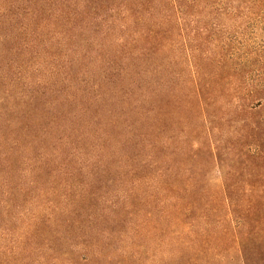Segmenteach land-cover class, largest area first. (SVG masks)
<instances>
[{
  "label": "trees",
  "instance_id": "1",
  "mask_svg": "<svg viewBox=\"0 0 264 264\" xmlns=\"http://www.w3.org/2000/svg\"><path fill=\"white\" fill-rule=\"evenodd\" d=\"M255 20L264 23V0H0V179L11 188L18 165L26 166L21 175L32 180L22 192L29 195L39 191L42 177L87 180L77 198L74 187L81 186L68 184L58 186L64 194L34 198L39 207L51 201L52 226L59 215L74 216L66 221L73 236L54 231L47 237L32 215L17 241L0 247V264H30L35 252L53 250L51 262L46 258L51 264H138L147 248L127 232L139 235L140 226L110 219L107 210L117 205L97 198V185L111 176L130 185L126 200L143 186L152 204L159 201L145 214L144 228L147 236L161 234L160 246L173 250L176 264H259L246 256L231 260L223 247L205 260L206 216L193 215L192 198L175 192L177 184L165 185L168 174L159 166L160 129L167 131L160 116L170 107L182 128L201 129L215 161L225 132L236 143L257 146L256 132L264 127L257 118L264 110V33L253 48L254 32L244 25ZM226 21L240 22L236 42L225 37ZM86 32L90 38L83 39ZM173 51L185 73L176 72ZM160 74L167 78L161 85ZM86 204L93 211L87 217L79 210ZM220 204L228 221L218 238H229L243 255L239 228L246 210L237 216L229 194ZM9 208L7 202L0 222L13 236L18 230L11 228ZM156 215L161 228L151 225ZM50 242L56 250L48 249ZM63 243L72 245L75 262L70 253L55 255Z\"/></svg>",
  "mask_w": 264,
  "mask_h": 264
},
{
  "label": "rangeland",
  "instance_id": "2",
  "mask_svg": "<svg viewBox=\"0 0 264 264\" xmlns=\"http://www.w3.org/2000/svg\"><path fill=\"white\" fill-rule=\"evenodd\" d=\"M226 26L225 37L231 41L236 38L237 27L240 25L239 21H226L222 22ZM249 30L254 32L251 33L252 37L255 36L253 41V48H258L257 43H259L260 37H256L258 34L264 33V23L260 20L245 22ZM86 32L83 39L90 38ZM236 42V39H235ZM85 48L82 45L83 49ZM170 60L176 64L177 73H185L184 66L180 64L182 62L175 51L171 53ZM173 81H177L175 74ZM93 77L97 74L92 75ZM166 76L159 75L160 85L166 80ZM164 93V92H163ZM257 118H264V110L258 112ZM160 121L165 124L167 131L161 127V134L159 137V166L167 172L164 184L167 185L168 182L172 184H177V189L175 192L186 193L192 198L194 202L195 211L193 215L205 214V220L201 226L204 227L205 236L203 242L205 243L204 249V259L211 260L216 258V254L220 253V250H216L215 247H222L226 249L222 251L221 254L228 256L231 260L240 259V256H246L251 260L259 262V264L264 262V127H260L256 132V145L248 148L246 145L236 143L232 140L230 133L225 132L220 140V134H215V141L220 140L219 144L215 145V154L218 156V160L215 161L213 157L209 154V149L207 148V141L201 139V129L197 126L191 129H185L180 126L178 116L176 112L170 107L168 108L167 116H160ZM46 125V122L44 123ZM183 130L184 134L179 137V131ZM226 130V129H224ZM232 132L233 130H229ZM191 132V133H190ZM178 133V134H177ZM234 136V135H233ZM250 151V152H248ZM255 151V152H252ZM185 153V154H184ZM257 154V156H256ZM120 165L116 162L112 165V170H118ZM18 170L15 171L11 177V188L4 187L3 181L0 179V220L3 221L2 214L8 205H11L10 217L12 219L11 228L12 230H18L13 236L5 230L4 222H0V247H5L11 241L16 239V234L22 228L24 223H27L32 215L40 218L39 223L40 228L46 230L47 237L51 238L54 231L65 234V236H73V231L67 230V219L72 221L74 216L69 215H59L57 217L56 225L48 223L51 217L53 205L49 199L44 200L42 206H38V200H34L35 197H44L47 192L56 190L55 196L64 194V188L58 187L61 184H68L69 186H81L74 187L76 194H72V198H77L81 193L85 180L84 176L72 182L70 180L65 181V178L61 177L54 182L48 181L42 177L38 179L39 191L33 192L29 195L26 194L24 189L28 187L29 182L32 180L29 174L21 175L26 166L19 164ZM17 173V174H16ZM113 177L106 178L105 181H101L97 185V198L103 197L105 200H111L114 202L116 207L108 208L107 216L112 219V215L119 216V218H125L126 224H136L140 226L141 232L139 235H134L136 231L129 230L128 235L134 237L147 248V252L143 253L138 261V264H176L172 260L171 248H162L160 246L161 234L152 233L146 235L147 230L144 228L145 224V214L150 210L151 207L156 208L159 201L157 200V205L151 203L149 196L150 191L144 190L143 186H140L137 190L136 195L132 200H126V192L129 191L130 185L117 183ZM72 183V184H71ZM132 188V187H131ZM135 191V190H134ZM224 194H229L238 204V209L236 215L246 210V224L242 228H239L240 236L244 239V249L245 251L240 255L238 248L232 245L229 238H218L219 235L225 230L227 224L225 223L226 217L224 214V209L221 206V198ZM248 207L243 202L251 201ZM126 201V204L122 202ZM64 207V206H62ZM90 205H80V214H84L85 217L90 215L93 211L89 210ZM65 209V207H64ZM69 209V208H67ZM2 218V219H1ZM228 221V219H227ZM226 221V222H227ZM108 229L114 228V226L104 221ZM156 224L157 227L161 228L158 216L151 221V225ZM199 225V223H198ZM52 226V227H51ZM87 226L83 223L81 231ZM231 227V225L229 224ZM67 227V228H66ZM120 227V226H119ZM118 227V228H119ZM198 227V226H196ZM117 228V229H118ZM125 230L124 227H122ZM183 226L175 230H182ZM127 230V226H126ZM125 230V231H126ZM10 236V238H9ZM10 239V240H9ZM74 241V240H73ZM48 249L56 248L52 242L46 243ZM64 244V243H63ZM72 245H59L55 255H62L63 258L67 256L66 254L71 252ZM54 251V250H53ZM52 251V252H53ZM52 252H47L42 255V252H35L36 257L32 258V263L30 264H51L53 259ZM52 255V256H51ZM2 253L0 251V258ZM68 257L72 258L75 262V256L71 253ZM67 257V258H68ZM161 260H165L160 263ZM62 263V262H61ZM59 263V264H61ZM177 264H183L182 262ZM235 264V263H234Z\"/></svg>",
  "mask_w": 264,
  "mask_h": 264
}]
</instances>
